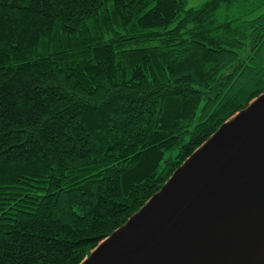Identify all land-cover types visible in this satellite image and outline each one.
<instances>
[{
  "label": "trees",
  "instance_id": "trees-1",
  "mask_svg": "<svg viewBox=\"0 0 264 264\" xmlns=\"http://www.w3.org/2000/svg\"><path fill=\"white\" fill-rule=\"evenodd\" d=\"M0 0V264H80L264 92V0Z\"/></svg>",
  "mask_w": 264,
  "mask_h": 264
},
{
  "label": "water",
  "instance_id": "water-1",
  "mask_svg": "<svg viewBox=\"0 0 264 264\" xmlns=\"http://www.w3.org/2000/svg\"><path fill=\"white\" fill-rule=\"evenodd\" d=\"M80 264H264V92Z\"/></svg>",
  "mask_w": 264,
  "mask_h": 264
},
{
  "label": "rangeland",
  "instance_id": "rangeland-1",
  "mask_svg": "<svg viewBox=\"0 0 264 264\" xmlns=\"http://www.w3.org/2000/svg\"><path fill=\"white\" fill-rule=\"evenodd\" d=\"M205 0H187L185 4V9L189 8H197L199 7Z\"/></svg>",
  "mask_w": 264,
  "mask_h": 264
}]
</instances>
